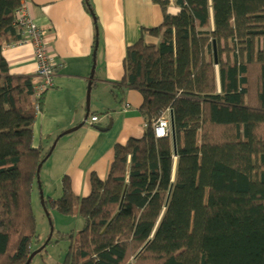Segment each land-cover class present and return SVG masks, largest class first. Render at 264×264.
I'll use <instances>...</instances> for the list:
<instances>
[{
	"label": "trees",
	"instance_id": "16d2710c",
	"mask_svg": "<svg viewBox=\"0 0 264 264\" xmlns=\"http://www.w3.org/2000/svg\"><path fill=\"white\" fill-rule=\"evenodd\" d=\"M25 1L0 0V264H28L35 250L32 191L47 155L32 144L34 81L11 74L2 52L23 37ZM155 1L164 22L142 33L159 43L128 47L114 85L140 91L144 135L115 144L89 196L65 175L62 196L45 199L83 222L58 231L72 241L57 264H264V0H175L176 14ZM168 107L176 150L153 129Z\"/></svg>",
	"mask_w": 264,
	"mask_h": 264
},
{
	"label": "crops",
	"instance_id": "0c3cea01",
	"mask_svg": "<svg viewBox=\"0 0 264 264\" xmlns=\"http://www.w3.org/2000/svg\"><path fill=\"white\" fill-rule=\"evenodd\" d=\"M24 7L37 23L50 63L57 70L54 86L43 95L42 111L33 124L35 147L43 146L46 151L60 133L83 121L95 66L91 110L92 114L103 115L94 125L86 123L61 137L53 152L58 153V158L67 152L62 182L68 175L74 193L87 197L92 191L93 173L102 180L108 177L115 159V144L144 135L147 123L139 112L143 103L140 91L125 88L117 95L114 85L126 74L128 47L142 36L147 43H159L158 37L142 32L161 26L164 11L155 0H27ZM179 8L175 0H170V13H178ZM2 52L11 74L35 78L38 62L33 38L7 44ZM111 119L113 125L108 131L96 127L108 126ZM42 181L44 188L46 183L52 184L48 179ZM36 185L35 182L32 193L38 191ZM39 246L38 240L33 242V249Z\"/></svg>",
	"mask_w": 264,
	"mask_h": 264
},
{
	"label": "rangeland",
	"instance_id": "374dc122",
	"mask_svg": "<svg viewBox=\"0 0 264 264\" xmlns=\"http://www.w3.org/2000/svg\"><path fill=\"white\" fill-rule=\"evenodd\" d=\"M58 147L61 148L60 145ZM57 154L58 153L55 152L50 156L51 158L49 157L50 159L46 162V166L44 167L42 174H40V176L42 175L41 182L42 178H44L48 179L52 184L48 185L46 183L45 188L42 190L38 189V191L36 189L35 193H32V205L38 220V244L40 243V245H42L43 242L49 238L51 226H53V242L48 245L45 251L41 254H37L31 264H57L63 262L72 240L70 238L59 240L57 235L58 231L73 233L75 235L83 227L82 219L79 216L64 215L51 207L46 209V206L42 203V191L45 199H48V196L56 199L63 194L61 175L65 168L64 160L67 157V152L63 157L60 156L59 158ZM48 171H51L50 174H48ZM36 187L38 186L36 185ZM46 210L50 213L49 216H47ZM54 231L56 232L55 234ZM42 255L45 257L44 262Z\"/></svg>",
	"mask_w": 264,
	"mask_h": 264
},
{
	"label": "built area",
	"instance_id": "2783aa9c",
	"mask_svg": "<svg viewBox=\"0 0 264 264\" xmlns=\"http://www.w3.org/2000/svg\"><path fill=\"white\" fill-rule=\"evenodd\" d=\"M17 13L20 14V18L22 22H26L27 19V11L24 8L17 10ZM28 33L31 37H34L36 48V58L39 60V67L37 70V78L39 79V83L35 87V97L38 98L40 94H42L47 89L51 88L54 85L55 75H56V66L50 63L48 58V48L45 40L41 36L40 30L37 28L35 24H31L29 22L28 25ZM36 106L37 102H36ZM168 116L163 115L159 118L155 123V128L158 136H163L167 134L169 130L168 127ZM97 119L96 117L93 118Z\"/></svg>",
	"mask_w": 264,
	"mask_h": 264
},
{
	"label": "water",
	"instance_id": "95a60500",
	"mask_svg": "<svg viewBox=\"0 0 264 264\" xmlns=\"http://www.w3.org/2000/svg\"><path fill=\"white\" fill-rule=\"evenodd\" d=\"M215 52H216V51H215ZM94 70H95V66L93 67V71H92V75H91V80H90V82H89V84H88V94H87V108H88V110L90 109L91 90H92V79H93V77H94V72H95ZM87 119H88V114H86L85 118L83 119V121H82L80 124H78V125L74 126L73 128H71V129H69V130L63 132L62 134H60V137H61V136H64V135L67 134V133H71V132H73V131L79 129L80 127H82V126L86 123ZM112 125H113V119L110 120V123H109L108 126H106V127H100V126H97V127H98L100 130H102V131H108L109 129H111ZM172 136H173V141H174V147H175V150H176V132H175V127H174V120H173V118H172ZM56 143H57V140L54 142V144H53V146H52V149H54V147L56 146ZM51 152H52V150L49 152V154H48L47 156H49V155L51 154ZM45 159H46V158H45ZM42 166H43V162H41V163L39 164V166H38L37 178H38L39 184H40V181H41V180H40V171H41ZM174 168H175V167H174ZM174 172H176V168L174 169ZM40 186H41V184H40ZM41 190H42V189H41ZM41 194H42V195H41L42 203L46 206V204H45V198H44V196H43V191L41 192ZM46 209H47V207H46ZM46 213H47V216L50 215V213H49L47 210H46ZM50 222H51V220H50ZM52 232H53V226H51V233H50V235L53 234ZM49 238H50V237H49ZM49 238H48V240H49ZM48 240H47V241H48ZM46 243H47V242H46ZM46 243L43 244V245H42L41 247H39L38 249L34 250V251L30 254V256H29V258H28V261H27L28 264L32 261V259H33L38 253H40V252L44 249V247L46 246Z\"/></svg>",
	"mask_w": 264,
	"mask_h": 264
},
{
	"label": "bare ground",
	"instance_id": "6f19581e",
	"mask_svg": "<svg viewBox=\"0 0 264 264\" xmlns=\"http://www.w3.org/2000/svg\"><path fill=\"white\" fill-rule=\"evenodd\" d=\"M27 19L28 20H26V22H22V19H21V22H22V24H23V37L19 40V41H16L17 43H21V42H27L29 39H31V38H33V40H34V43H35V39H34V37H31L30 36V34L28 33V25H29V22L31 23V24H35L36 26H37V28H38V25H37V23L35 22V20L34 19H32L31 18V15L29 14V13H27ZM39 29V28H38ZM16 42H13V43H11V44H14V43H16ZM36 45V44H35ZM36 48H37V45H36ZM35 57H36V53H35ZM36 60H37V62H38V67H39V60L36 58ZM90 80H91V78H90ZM93 80V79H92ZM121 81V80H120ZM119 81V82H120ZM119 82H117V83H119ZM93 83H92V88H93ZM126 88H132V87H126ZM134 89V88H133ZM46 93V92H45ZM45 93H42V94H40L39 95V97H38V102H37V105L38 106H36V112L37 113H39V112H41L42 111V107H41V104H42V97H43V95H45ZM113 111V110H112ZM37 113H36V116H37ZM92 113H94L92 110H91V101H90V109L88 110V108H87V100H86V113H85V116H86V114H88V117L92 114ZM97 116H101V115H103L102 113H100V112H97V114H96ZM85 116H84V118H85ZM36 120V119H35ZM70 129V128H69ZM69 129H67V130H69ZM67 130H64V132L65 131H67ZM63 133V132H62ZM62 133H60V134H62ZM60 134L56 137V139L53 141V143H52V145L50 146V148L49 149H47L45 152L47 153V155L49 154V152L52 150V152H51V154L49 155V156H47L46 155V157H50L52 154H53V152H54V150H55V148H56V146H57V143H58V141L60 140V138L61 137H63V136H61L60 137ZM68 134V133H67ZM66 135V134H65ZM64 135V136H65ZM57 140V143H56V146L54 147V149H52V146H53V144H54V142ZM32 144H33V142H32ZM33 147L34 148H40L41 146H39V147H35L34 145H33ZM43 149H44V147H43ZM46 159H48V158H46ZM46 159H44V160H46ZM40 173H41V171H40ZM40 180H41V178H40ZM36 183H37V186H38V189H43V187H42V182L40 181V184H41V186H40V184H39V181H38V178L36 177ZM50 238H49V240L47 241V240H45L44 242H43V244H45L46 242V246L45 247H47V244H48V242L52 239V235H50L49 236ZM38 239H36L35 240V242L37 241ZM42 244V245H43ZM41 245V246H42ZM44 247V248H45ZM33 260V259H32ZM30 263H32V261L30 262Z\"/></svg>",
	"mask_w": 264,
	"mask_h": 264
},
{
	"label": "clouds",
	"instance_id": "9594fccd",
	"mask_svg": "<svg viewBox=\"0 0 264 264\" xmlns=\"http://www.w3.org/2000/svg\"><path fill=\"white\" fill-rule=\"evenodd\" d=\"M215 57H216V59H215V62L217 63V49H216V45H215ZM56 73H57V70H56ZM219 73V66H218V64L216 65V82H217V90H218V92H221V82H220V75L218 74ZM219 78V79H218ZM32 80L34 81V87H36V85L39 83V79L37 78V73H36V76H35V78L34 77H32ZM54 86V85H53ZM52 86V87H53ZM51 87V88H52ZM51 88H49V89H51ZM49 89H47L46 91H44L43 93H45V92H47ZM36 91V90H35ZM91 94H92V90H91ZM36 102H38V98H36L35 97V93H34V95H33V104H34V106L36 107ZM128 107H130V104L129 103H127L126 104V108H128ZM163 115H166V116H168V127H169V130L167 131V134H165V135H163V136H158L157 135V132H156V128H155V123H156V121L159 119V118H161ZM94 117H96L97 119H93ZM172 118H173V120H174V112H173V109L171 108V107H168V108H166L165 110H164V112H162V114L156 119V120H154L153 121V129H154V131H155V135H156V137H158V138H161V137H171L172 139H173V136H172ZM100 120V117L99 116H97L96 114H91L89 117H88V119H87V121H86V123H91V124H95L96 122H98ZM85 123V124H86ZM96 126V125H95ZM99 126V125H98ZM146 126H147V124H146ZM97 127V126H96ZM101 127V126H100ZM174 127H175V123H174ZM73 128V127H72ZM71 129V128H70ZM175 132H176V129H175ZM69 134V133H68ZM174 142V141H173ZM175 148V147H174ZM46 158H48V157H46ZM47 161V159L46 160H44L43 161V164L45 163ZM42 169V168H41ZM41 174V173H40ZM40 178H41V176H40ZM48 209V208H47ZM53 235V234H52ZM34 259V258H33Z\"/></svg>",
	"mask_w": 264,
	"mask_h": 264
}]
</instances>
